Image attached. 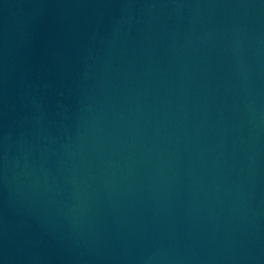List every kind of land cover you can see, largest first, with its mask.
<instances>
[{"label": "water", "instance_id": "95a60500", "mask_svg": "<svg viewBox=\"0 0 264 264\" xmlns=\"http://www.w3.org/2000/svg\"><path fill=\"white\" fill-rule=\"evenodd\" d=\"M0 264H264V0H0Z\"/></svg>", "mask_w": 264, "mask_h": 264}]
</instances>
